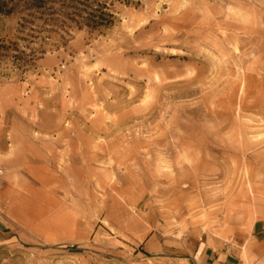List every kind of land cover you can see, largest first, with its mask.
Instances as JSON below:
<instances>
[{
  "label": "rangeland",
  "instance_id": "1",
  "mask_svg": "<svg viewBox=\"0 0 264 264\" xmlns=\"http://www.w3.org/2000/svg\"><path fill=\"white\" fill-rule=\"evenodd\" d=\"M58 11L0 15V264H264V0Z\"/></svg>",
  "mask_w": 264,
  "mask_h": 264
},
{
  "label": "trees",
  "instance_id": "2",
  "mask_svg": "<svg viewBox=\"0 0 264 264\" xmlns=\"http://www.w3.org/2000/svg\"><path fill=\"white\" fill-rule=\"evenodd\" d=\"M14 1L0 0V15H22L24 12L30 11L34 15H39V18L35 19H40L46 23L48 20L44 21L43 16L46 15L48 6L56 4L61 11L48 16L58 15L78 28H90L93 30L113 26L115 18L110 11V7L113 6L114 2L125 5L131 4V0H19L18 4H15ZM19 3L22 4L19 6ZM66 22H63V24H66Z\"/></svg>",
  "mask_w": 264,
  "mask_h": 264
},
{
  "label": "crops",
  "instance_id": "3",
  "mask_svg": "<svg viewBox=\"0 0 264 264\" xmlns=\"http://www.w3.org/2000/svg\"><path fill=\"white\" fill-rule=\"evenodd\" d=\"M150 245L154 246L155 254L165 252V247L157 246L153 239H151ZM188 250L183 252V257L180 259L182 264H244L243 251L246 250V244L240 237L232 238L229 241L204 239L191 244V248ZM174 259L168 260L175 263Z\"/></svg>",
  "mask_w": 264,
  "mask_h": 264
}]
</instances>
